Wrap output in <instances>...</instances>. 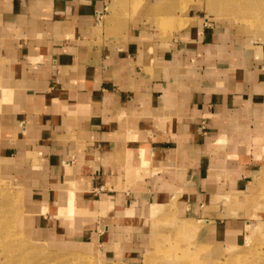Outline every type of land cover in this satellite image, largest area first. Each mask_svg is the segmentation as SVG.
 Returning <instances> with one entry per match:
<instances>
[{"label":"crops","instance_id":"obj_1","mask_svg":"<svg viewBox=\"0 0 264 264\" xmlns=\"http://www.w3.org/2000/svg\"><path fill=\"white\" fill-rule=\"evenodd\" d=\"M115 3L0 0V171L28 172L38 187L46 179L52 200L58 186L68 188L70 209L76 197L91 199L87 188L107 196L102 210L131 214L135 204L148 215L150 205L172 203L176 189L195 205L218 187L214 155L229 154L212 149L213 138L238 132L247 116L262 128L264 56L205 21L156 35L145 25L149 1L121 18L123 32L99 35ZM27 157L44 179L38 168H20ZM23 198L28 227L37 206ZM111 223L105 235L116 253L126 222Z\"/></svg>","mask_w":264,"mask_h":264},{"label":"rangeland","instance_id":"obj_2","mask_svg":"<svg viewBox=\"0 0 264 264\" xmlns=\"http://www.w3.org/2000/svg\"><path fill=\"white\" fill-rule=\"evenodd\" d=\"M143 1L152 3L144 19L156 35L168 37L197 20L205 21L213 31L226 33L264 56V0H127L126 5L117 0L101 19L98 34L123 32L121 18L135 13ZM260 65L264 73V58ZM244 125L238 132L223 130L213 138L212 149L229 152L214 155L222 164L209 174L218 185L214 194L197 197L193 205L187 204L185 189H176L173 202L158 207L150 217L147 209L135 204L131 214L115 210L114 205L102 210L106 205L101 200L107 196L94 197L92 188H87L91 199L80 202L76 197L72 209L65 200L68 188L56 187L61 193L52 200L41 164L29 161L30 157L26 163L21 161L20 168L40 169L45 180L40 187L28 172L0 171V264L65 263L67 259L84 264H264V123L254 130L252 116H247ZM22 196L37 206L28 227ZM178 199L185 201L181 207ZM120 220L126 222L127 234L124 242L118 240V254L107 240L104 225ZM60 242L90 243L92 248L82 253L65 249Z\"/></svg>","mask_w":264,"mask_h":264},{"label":"bare ground","instance_id":"obj_3","mask_svg":"<svg viewBox=\"0 0 264 264\" xmlns=\"http://www.w3.org/2000/svg\"><path fill=\"white\" fill-rule=\"evenodd\" d=\"M68 198V197H67ZM5 206V205H4ZM159 206H155V205H150V207H149V211H148V215H149V217L151 216V214L155 211V210H157V208H158ZM6 208V207H5ZM72 208V207H71ZM155 213V212H154ZM153 215V214H152ZM249 227V223H247L246 224V228H248ZM185 228L186 229H190V227H188V225H186L185 226ZM245 228V229H246ZM248 230H250V229H248ZM155 233V232H154ZM151 236V235H150ZM5 238V237H4ZM1 240V239H0ZM2 240H4V239H2ZM7 240V239H6ZM69 245V244H68ZM67 247V246H66ZM71 249H74L73 251H81L82 253H84L85 251L84 250H86L87 248H84V247H70ZM32 251H33V249H32ZM35 251V250H34ZM92 251V250H91ZM212 253H213V250H211V251H209V254L208 255H212ZM78 259V258H77ZM50 260H55V258H50ZM46 264H84V263H72V261H70L69 259H67L66 261H65V263H46ZM227 264V263H226Z\"/></svg>","mask_w":264,"mask_h":264},{"label":"built area","instance_id":"obj_4","mask_svg":"<svg viewBox=\"0 0 264 264\" xmlns=\"http://www.w3.org/2000/svg\"><path fill=\"white\" fill-rule=\"evenodd\" d=\"M98 190H100V189H98Z\"/></svg>","mask_w":264,"mask_h":264}]
</instances>
